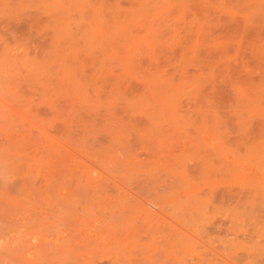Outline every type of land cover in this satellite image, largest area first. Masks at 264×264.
I'll return each mask as SVG.
<instances>
[{"label": "rangeland", "instance_id": "obj_1", "mask_svg": "<svg viewBox=\"0 0 264 264\" xmlns=\"http://www.w3.org/2000/svg\"><path fill=\"white\" fill-rule=\"evenodd\" d=\"M238 263L264 264V0H0V264Z\"/></svg>", "mask_w": 264, "mask_h": 264}, {"label": "bare ground", "instance_id": "obj_2", "mask_svg": "<svg viewBox=\"0 0 264 264\" xmlns=\"http://www.w3.org/2000/svg\"><path fill=\"white\" fill-rule=\"evenodd\" d=\"M153 203H154V201H153ZM239 263H240V262H239ZM239 263H238V264H239Z\"/></svg>", "mask_w": 264, "mask_h": 264}]
</instances>
